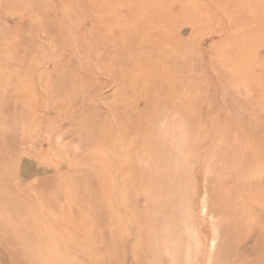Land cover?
I'll list each match as a JSON object with an SVG mask.
<instances>
[{"label":"rangeland","instance_id":"374dc122","mask_svg":"<svg viewBox=\"0 0 264 264\" xmlns=\"http://www.w3.org/2000/svg\"><path fill=\"white\" fill-rule=\"evenodd\" d=\"M0 264H264V0H0Z\"/></svg>","mask_w":264,"mask_h":264},{"label":"bare ground","instance_id":"6f19581e","mask_svg":"<svg viewBox=\"0 0 264 264\" xmlns=\"http://www.w3.org/2000/svg\"><path fill=\"white\" fill-rule=\"evenodd\" d=\"M82 87L84 88V86H82ZM22 95H23L22 98L19 97L20 95H17V97H18L19 101L21 102V104L22 105H23V103H24V105L26 104L27 105V108H29L30 106H32L31 104L33 103V95L31 93H25V94H22ZM81 95H84V93L83 94L81 93ZM77 100H78V98H77ZM80 100H82V96H80ZM54 140H55V135L53 133H51L50 143H53Z\"/></svg>","mask_w":264,"mask_h":264}]
</instances>
